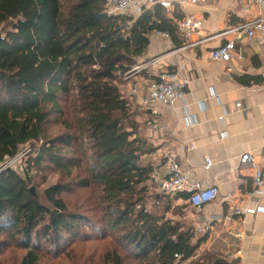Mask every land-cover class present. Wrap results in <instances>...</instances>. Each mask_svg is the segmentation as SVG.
Returning <instances> with one entry per match:
<instances>
[{
  "label": "trees",
  "instance_id": "1",
  "mask_svg": "<svg viewBox=\"0 0 264 264\" xmlns=\"http://www.w3.org/2000/svg\"><path fill=\"white\" fill-rule=\"evenodd\" d=\"M105 5L0 0V163L26 145L34 151L25 173L0 170V264H44L45 250L92 234L110 240L103 258L112 264H231L194 259L206 235L179 221L186 204L173 202L187 193L159 194L149 181L155 148L122 88L150 33L179 45L177 25L159 4L136 17L108 15ZM57 120L62 131L49 134ZM48 166L61 179L43 190V203L29 173ZM75 187L93 191L97 220L68 211L61 195Z\"/></svg>",
  "mask_w": 264,
  "mask_h": 264
},
{
  "label": "crops",
  "instance_id": "2",
  "mask_svg": "<svg viewBox=\"0 0 264 264\" xmlns=\"http://www.w3.org/2000/svg\"><path fill=\"white\" fill-rule=\"evenodd\" d=\"M164 8L165 15L178 23L184 15L201 19V25L186 36L178 30L181 43L171 36L152 32L140 63L166 53L162 64L188 81L183 98L171 105L157 104L156 118L164 128L151 127L154 115L140 104L148 84V70L132 74L122 84L131 94V103L140 123L139 134L155 148L146 155L152 166L167 154L188 174L190 183L214 185L217 197L201 209L187 200L176 199L174 206L186 204L183 215L172 219L192 228L198 237L206 235L194 257L206 261L224 260L231 264H264V213L234 216L218 222L236 207L264 206V195L254 190L249 160L264 167V50L260 33L251 38L243 31L225 32L258 17L259 4L247 0H204ZM157 3L145 2L144 8ZM234 40L236 52L229 61L212 60L209 51ZM202 40V42H199ZM204 40V41H203ZM199 42V43H198ZM237 52L240 58L237 56ZM258 75L262 81L242 84L236 77ZM138 91L132 94V91ZM191 123H188V120ZM210 160L206 166V159ZM155 189V188H154ZM183 193V192H182Z\"/></svg>",
  "mask_w": 264,
  "mask_h": 264
},
{
  "label": "built area",
  "instance_id": "3",
  "mask_svg": "<svg viewBox=\"0 0 264 264\" xmlns=\"http://www.w3.org/2000/svg\"><path fill=\"white\" fill-rule=\"evenodd\" d=\"M204 0H177L179 5L186 3L203 2ZM248 2L257 3L260 6L261 12L258 17L246 21L232 29L225 32H245L249 38L255 32L260 33V46L264 50V0H247ZM145 2L157 3L164 8H169L172 4L168 0H106L105 12L108 15H128L136 17L144 9ZM201 19L195 18L193 15H184L177 23L178 32L186 36L190 32L196 30L201 25ZM157 34L168 36V33L155 31ZM204 41V40H203ZM202 42V40H199ZM198 42V43H199ZM236 50L234 40H227L225 43L211 49L209 57L212 60L229 61ZM166 53L152 56L140 63L132 66L130 71L126 74L127 80L132 74L139 73L145 69L148 71V84L146 87L145 95L140 101L139 105L150 110L153 116L151 120V127L153 129L160 128L161 124L159 119L156 118L157 104L171 105L175 100L183 98L185 88L188 81L180 78L175 71H172L162 64L166 58ZM237 57L240 58L237 52ZM138 91L133 90L132 94H137ZM131 97V94L127 92ZM188 123H191L189 119ZM161 128H164L161 126ZM252 169V185L254 190L261 195H264V167L256 164L253 158L249 160ZM210 160L207 158L205 161L206 166L209 165ZM149 181L154 185L157 192L163 195H171L177 192L187 193V202L196 209H201L204 205L213 201L218 194V189L214 185L208 187H201L197 183H190L188 174L175 162L174 154H167L162 158V161L154 166L150 173ZM264 213V206L257 205L256 207H236L224 216L218 218V222H230L234 216H241L247 213ZM201 264H214L205 262Z\"/></svg>",
  "mask_w": 264,
  "mask_h": 264
},
{
  "label": "rangeland",
  "instance_id": "4",
  "mask_svg": "<svg viewBox=\"0 0 264 264\" xmlns=\"http://www.w3.org/2000/svg\"><path fill=\"white\" fill-rule=\"evenodd\" d=\"M132 110L134 109L132 108ZM60 131H62L60 120L49 125V134H55ZM33 154L34 151H31L29 145H26L15 157L6 158L1 162L0 170L11 167L23 174L28 167V159ZM29 175L36 186H32L33 193L45 203L42 195L43 190L60 180V174L56 169L48 166L41 169H33ZM61 197L68 211L84 213L90 216L91 219L97 220V210L94 203L95 196L91 189L75 187L71 191L64 192ZM109 249L110 240L108 238L100 239L95 234H92L89 239L77 238L68 242L58 252L50 249L45 250L41 253V261L44 264H112L103 258L104 253Z\"/></svg>",
  "mask_w": 264,
  "mask_h": 264
},
{
  "label": "water",
  "instance_id": "5",
  "mask_svg": "<svg viewBox=\"0 0 264 264\" xmlns=\"http://www.w3.org/2000/svg\"><path fill=\"white\" fill-rule=\"evenodd\" d=\"M30 190H31V192H33V187L32 186L30 187Z\"/></svg>",
  "mask_w": 264,
  "mask_h": 264
}]
</instances>
